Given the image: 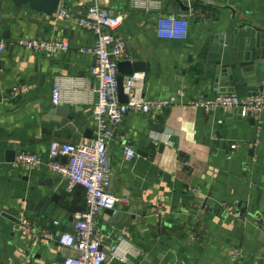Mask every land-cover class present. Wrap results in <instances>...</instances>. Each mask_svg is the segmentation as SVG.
I'll return each mask as SVG.
<instances>
[{
  "label": "crops",
  "instance_id": "0c3cea01",
  "mask_svg": "<svg viewBox=\"0 0 264 264\" xmlns=\"http://www.w3.org/2000/svg\"><path fill=\"white\" fill-rule=\"evenodd\" d=\"M132 1L61 0L76 13L97 5L121 18L115 33L125 43L122 62L141 66L146 99L186 94L182 104L155 119L128 112L117 129L108 148V191L128 201L117 204L114 214H98L103 252L117 247L127 260L111 264H264V121L258 130L257 118L238 110L208 115L187 105L218 94L246 98L264 91V0H158L151 9ZM3 10L15 21L9 41L69 44L68 52L50 58L19 47L0 50V264H53L75 254L57 242L45 246L22 237L19 216L25 214L38 232H72L73 216L86 209L83 190L66 193L46 165L14 168L7 151L14 160L27 152L46 164L51 142L92 138L94 60L79 50L92 48L95 36L14 10L7 0ZM164 16L186 18L185 40L158 37L157 21ZM228 64L238 67L233 74L239 85L216 87V69ZM57 78L62 97L54 105ZM126 149L137 157L126 160ZM235 202L238 218L223 209Z\"/></svg>",
  "mask_w": 264,
  "mask_h": 264
},
{
  "label": "built area",
  "instance_id": "2783aa9c",
  "mask_svg": "<svg viewBox=\"0 0 264 264\" xmlns=\"http://www.w3.org/2000/svg\"><path fill=\"white\" fill-rule=\"evenodd\" d=\"M133 6L151 9L159 5L158 0H133ZM54 23H68L92 33L95 42L90 49H80L81 53H90L94 64L90 69V76L95 79L96 100L91 107L93 122V136L88 141L78 144L51 142L48 161L46 164L40 157L19 152L13 162V167H27L30 170L46 165L64 182V191L72 193L76 188L83 190L86 209L73 216L72 232L55 234L47 229L38 232L28 217L21 213L19 216L18 233L34 242L45 246L57 242L62 248L71 250L75 256L65 257L53 264H111L114 259L126 262V258L117 253V247H112L109 254L102 250V235L97 227L98 214L101 211L116 212L119 203L128 200L116 198L108 191L111 173L107 156L109 145L114 140L117 129L123 123L128 112H134L151 119L158 118L165 110L182 104L186 94L179 90L167 99L149 100L144 96L145 75L135 73L123 79V94L127 99L121 103L118 99L117 77L118 65L126 56L125 43L115 31L121 24V18L97 5L90 6L86 13H76L59 5L56 13L50 17ZM188 21L184 17L164 16L157 21L156 31L161 39L185 40L188 34ZM7 47H19L24 52L42 55L46 58L56 53H66L69 44L65 39H22L0 44V50ZM61 78H57L52 90V103L61 102ZM188 106L198 107L205 114L216 112H231L238 110L241 116L256 117L258 130L264 121V91L240 98L234 94H218L213 98L190 100ZM237 144H231L235 150ZM126 160L137 157L135 151L126 149ZM226 215L239 217L238 202L231 207L223 206ZM264 222V220H262ZM58 226V221H53ZM264 229V225L262 226ZM237 254L233 253V257Z\"/></svg>",
  "mask_w": 264,
  "mask_h": 264
},
{
  "label": "water",
  "instance_id": "95a60500",
  "mask_svg": "<svg viewBox=\"0 0 264 264\" xmlns=\"http://www.w3.org/2000/svg\"><path fill=\"white\" fill-rule=\"evenodd\" d=\"M4 1L0 0V43L7 42L12 37L13 32V26L15 25V21L13 19H10L8 16L3 17V9H4ZM11 3L12 8L14 10H23L27 9L31 12H34L38 14L41 17L50 18L52 17L59 5L61 4V0H7ZM127 52L130 54V48H127ZM263 66V65H256ZM140 65L136 63H131L129 61L126 62H120L118 65V72L119 75L117 77V84H118V99L121 103H126L127 99L123 94V79L125 76H131L135 73H142L140 71H143L140 69ZM242 66H239V68ZM238 67L236 65L228 64V65H220L215 72L214 77V84L216 87L219 85H224L225 87H236L239 85L238 82L234 81V71ZM153 122L150 120L149 125L152 126ZM160 132L162 130H159ZM14 152L7 151V161L9 163H13L14 160ZM54 198V196H53ZM52 198V199H53ZM107 211V210H104ZM112 213L111 211H107ZM8 217V216H7ZM8 219L12 220L13 222H18V220L14 218L8 217ZM19 223V222H18Z\"/></svg>",
  "mask_w": 264,
  "mask_h": 264
}]
</instances>
